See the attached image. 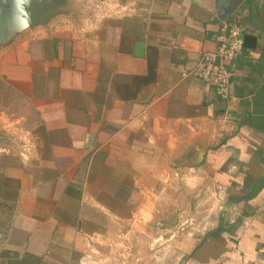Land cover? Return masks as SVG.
<instances>
[{
    "label": "crops",
    "instance_id": "obj_1",
    "mask_svg": "<svg viewBox=\"0 0 264 264\" xmlns=\"http://www.w3.org/2000/svg\"><path fill=\"white\" fill-rule=\"evenodd\" d=\"M62 1L0 47V264L140 258L203 193L216 216L169 264H264V0ZM224 21L245 28L227 100L190 73Z\"/></svg>",
    "mask_w": 264,
    "mask_h": 264
},
{
    "label": "rangeland",
    "instance_id": "obj_2",
    "mask_svg": "<svg viewBox=\"0 0 264 264\" xmlns=\"http://www.w3.org/2000/svg\"><path fill=\"white\" fill-rule=\"evenodd\" d=\"M108 0H83L80 4L94 7L95 9H99V4L107 3ZM112 4H115L113 0H111ZM91 8V9H92ZM104 9V8H101ZM209 193V192H208ZM207 193H203L193 198V202H200L202 205H195L191 207L192 216L188 218L181 219L174 222L173 231L163 235L162 232H157L151 238L144 240V255H140L139 257H135L134 249H125L122 253H113L110 255V260H108V264H169L171 260L177 255L172 254V245L174 241H177L179 237L185 234H196L199 232L198 225H200V217L206 216L208 222L211 223L212 217L215 215L217 211V200L218 196L216 195L213 199L210 196L206 197ZM206 197V200H205ZM203 202V203H202ZM216 216V215H215ZM209 223V224H210ZM208 224L207 229L210 228L211 225ZM171 225V226H172ZM200 228V227H199ZM147 248V249H146ZM144 258V259H143ZM169 260V261H168ZM127 262V263H126Z\"/></svg>",
    "mask_w": 264,
    "mask_h": 264
},
{
    "label": "built area",
    "instance_id": "obj_3",
    "mask_svg": "<svg viewBox=\"0 0 264 264\" xmlns=\"http://www.w3.org/2000/svg\"><path fill=\"white\" fill-rule=\"evenodd\" d=\"M105 8L107 3H101ZM245 28L235 21H224L214 36L217 48L214 52L204 53L198 64L190 71L196 77L212 85L216 94L224 100L230 97L231 78L234 75L235 61L244 49ZM23 150L28 143H22Z\"/></svg>",
    "mask_w": 264,
    "mask_h": 264
},
{
    "label": "water",
    "instance_id": "obj_4",
    "mask_svg": "<svg viewBox=\"0 0 264 264\" xmlns=\"http://www.w3.org/2000/svg\"><path fill=\"white\" fill-rule=\"evenodd\" d=\"M243 0H217L221 17L232 14ZM228 2L231 5L227 7ZM62 0H0V47L6 46L18 33L46 25L65 12Z\"/></svg>",
    "mask_w": 264,
    "mask_h": 264
}]
</instances>
